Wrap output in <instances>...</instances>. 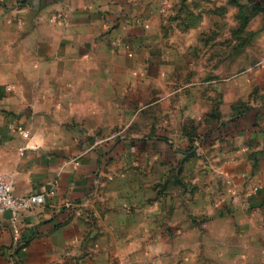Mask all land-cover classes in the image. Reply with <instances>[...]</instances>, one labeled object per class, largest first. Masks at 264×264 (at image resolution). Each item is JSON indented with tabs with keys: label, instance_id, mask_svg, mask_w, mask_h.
Instances as JSON below:
<instances>
[{
	"label": "crops",
	"instance_id": "1",
	"mask_svg": "<svg viewBox=\"0 0 264 264\" xmlns=\"http://www.w3.org/2000/svg\"><path fill=\"white\" fill-rule=\"evenodd\" d=\"M156 1L0 0V176L15 193L45 194L21 212L16 228L9 211H0V264H139L147 244L151 264H161L168 234L187 226L161 220L158 204L147 216L138 206L144 192L129 190L130 173L144 174L155 158L179 164L196 145L225 144L232 154L210 163L224 195L215 216L233 213L235 226L253 235L246 244H264V56L226 76L225 32L203 28V20L167 27V10ZM55 12L62 21L50 20ZM147 84L175 86L170 116L199 124L198 142L187 131L172 138L158 123L150 134L88 142L113 126L109 118L119 110L130 115L131 86L146 100ZM243 88L257 94L249 108L230 114L220 103L219 118L200 120L206 102L237 100ZM130 199L138 202L133 210ZM148 223L154 230L147 236Z\"/></svg>",
	"mask_w": 264,
	"mask_h": 264
},
{
	"label": "rangeland",
	"instance_id": "2",
	"mask_svg": "<svg viewBox=\"0 0 264 264\" xmlns=\"http://www.w3.org/2000/svg\"><path fill=\"white\" fill-rule=\"evenodd\" d=\"M156 4V7L164 8L161 12L167 10L165 13L167 27H171L170 25L173 23L179 28H186L199 24L203 20V28L225 32L224 39L220 37V44L223 42L225 46L226 76L233 72L245 73L248 71L249 65L261 60L264 56V0H157ZM175 16L180 19L175 21ZM171 87L175 86H148L147 84L145 86L147 98L144 100L140 97V90L137 89V86H131L130 102L128 103L130 115L122 117L121 110H119L120 116L109 118V120H114L113 126L107 131L100 127L94 134L87 137L88 142L100 143L120 135L150 134L149 132L154 130L155 123H158L157 126L169 130L172 138L178 139L181 134L187 131L185 134L188 135V138L198 142L199 137L193 129L199 124L194 123L192 118L175 115L174 118H171L170 116V108H174L173 102L175 101L169 100ZM244 90L243 88V97L237 100L206 102L208 108L200 120L208 122L211 119L219 118L221 116L220 103L230 114L249 108L251 103H255L258 99L257 94L252 89L245 95ZM158 93H161L162 98ZM156 97L161 100L151 104L150 100ZM179 100L180 98L177 101ZM145 104L147 107H144ZM159 108H161L160 116H154ZM115 112L117 111L115 110ZM139 113L144 115H139ZM146 113L150 116H145ZM176 120L181 121L178 126ZM177 127L179 129L175 131ZM197 146H194L190 156L181 160L179 164L172 165L168 161H160L159 158H155L146 164L144 174L138 170L131 171L128 184L130 192L135 193V190L139 189L140 192H144L145 197L142 198L143 202H140V205L130 199L129 208L133 210L137 205L145 206L148 216L149 210H153L150 208L158 204L163 209L161 220L177 219L187 226L168 234L169 240L162 247V255L166 256L163 257L161 264H183L185 262L205 264L208 259L210 264H218L216 256L223 259V263L219 264H264V244H246L247 240L254 242L251 237L253 235L248 230L249 235L245 229L241 231L235 226L233 213L225 214L224 217L215 216L217 211L215 209L224 195L222 184L215 170L217 165L212 166L210 163L214 164L215 161L219 164L232 154L226 153L225 144H211L207 148L198 149ZM217 156L220 157V161ZM137 172L142 175L140 181L136 180ZM135 215L136 213L131 214V217ZM153 221L151 220L149 223L152 225ZM149 223L146 229L147 236L152 235L154 230V227ZM131 230L129 229V231ZM149 248L150 246L147 244L145 252L147 258L140 260L139 264L152 263L154 249L149 250ZM207 251H209L210 257L202 262ZM171 254L176 255V260L172 256V261H169ZM214 256L215 260L212 258ZM191 259L194 260L191 262Z\"/></svg>",
	"mask_w": 264,
	"mask_h": 264
},
{
	"label": "built area",
	"instance_id": "3",
	"mask_svg": "<svg viewBox=\"0 0 264 264\" xmlns=\"http://www.w3.org/2000/svg\"><path fill=\"white\" fill-rule=\"evenodd\" d=\"M50 20L53 22L62 21L63 15L60 12H55L50 15ZM256 188V186L253 187V189ZM52 192L53 189L48 191V193ZM44 200L45 194L42 192L15 193L12 180L8 176H0V211H9V218L14 222L15 228L17 218L23 210L42 204Z\"/></svg>",
	"mask_w": 264,
	"mask_h": 264
}]
</instances>
